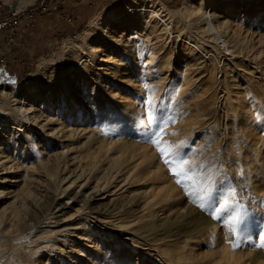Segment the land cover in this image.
I'll return each mask as SVG.
<instances>
[{"label": "bare ground", "instance_id": "1", "mask_svg": "<svg viewBox=\"0 0 264 264\" xmlns=\"http://www.w3.org/2000/svg\"><path fill=\"white\" fill-rule=\"evenodd\" d=\"M4 1L11 3V0ZM35 1L17 0L16 10L24 9ZM262 1L185 0L182 9L164 10L163 4L159 2L162 6L159 7L153 0H120L104 8L76 37L66 38L60 51L39 62L23 83L26 90L22 94V84H9L2 88L0 230L8 229L11 236L5 238L0 235V256L3 257L0 264L201 263L198 262L195 245L198 239L208 234V224L204 221L189 222L181 208L173 203L177 201L178 193L169 187L162 188L167 183L158 174L163 166L162 157L147 142L146 135V131L160 123V117L167 118L168 115L174 122L166 129L189 126L176 112L173 113L172 107L167 106L169 110L166 111L164 101L168 97L167 102L172 105L174 98L184 93V78L192 85L195 80L189 76L199 66L198 61L178 64L181 83L173 86L170 92L157 87L159 83L149 87V81L144 82V87L141 82L172 68L173 50L160 54L161 57L156 54L161 49L170 48V41H166L168 44L164 42L165 45L161 43L159 47L151 45L155 39L167 40L166 35L180 38L177 42L183 38L179 34L172 35L170 16L183 19L199 11L198 17L206 21L208 27H213V21L218 29L227 26L228 21L237 18L241 11L245 16L254 12L255 17L264 20V10L258 12L264 4ZM247 8L252 9L247 11ZM219 14H223L222 18ZM259 41L264 43V36ZM228 43L223 39L222 43L212 45L210 50H204L198 40L189 39L181 50L174 53L179 59H185L194 52L212 53L213 57L214 49L228 47ZM227 51L229 49L221 51L219 59L227 56ZM211 64L217 65L213 58ZM221 69L230 70L225 63ZM48 74L51 76L46 77L49 80L42 86H33ZM224 86L225 94L230 98V89ZM186 87L185 93H189L188 84ZM153 97L157 112L155 121L149 125L146 106ZM245 97L226 101L233 109L231 125H235V135L251 137L255 135V129L243 125V120H240L243 114L251 112L250 109L244 111V104L240 106ZM44 110L50 116L43 118ZM183 129L186 130L185 127ZM174 133L184 135L180 128H176ZM165 136H162V141L174 143L175 140H165ZM43 141L45 146L51 147V142L56 141L59 148H66L60 156L64 164L68 158L67 163L63 168L58 164L52 172L56 174L55 182L57 178L61 180L60 172H65L63 182L59 184L64 196L60 197L57 191L56 194L47 192L54 206L30 213L28 210L26 214L23 211L26 216L22 218L21 208L28 206L30 209L29 206L33 205V199L26 190L34 181L27 172H32L34 167L44 170V165L58 161L57 156L45 154ZM55 149L52 146V150ZM242 158L241 162L253 159L246 152ZM68 164L74 167L73 171L77 170V174L70 170L66 172ZM132 182L143 185L128 187V195L118 194ZM20 200H23L22 205H18ZM159 214L165 216L159 218ZM10 215L12 223L22 225L20 228L15 226L16 229L11 230L13 225L9 226L6 220ZM40 235L47 236L43 244L29 239ZM139 244L149 248L143 252L132 248ZM6 246L13 251L4 257ZM45 253L54 254V257L59 255L60 260L50 256L49 263H46L42 261ZM133 253L137 255V262L131 257Z\"/></svg>", "mask_w": 264, "mask_h": 264}, {"label": "rangeland", "instance_id": "2", "mask_svg": "<svg viewBox=\"0 0 264 264\" xmlns=\"http://www.w3.org/2000/svg\"><path fill=\"white\" fill-rule=\"evenodd\" d=\"M184 1L153 0L159 7H162L161 4H163L166 8L164 10L182 9ZM117 2H120V0H74L69 4L66 2L64 7V9L70 7L69 13L66 9L65 11L74 18V24H70L56 16L39 21L35 33L26 39L25 51L18 47L10 56L13 59L15 54L19 53L23 58L22 62L11 65L12 74H16L18 77L15 76V79L13 77L7 78L5 82L10 85L22 84L20 87V93L22 94L23 90H26L23 83L28 78L29 73L35 71L39 62L50 58L54 52L60 51L66 38L76 37L84 30L91 19L95 18L104 8ZM262 2L264 3V0ZM16 4L17 0H11L10 6L14 10L17 8ZM251 9L247 8V11H251ZM263 10L264 4L260 6L258 12ZM198 14L199 11L183 19L170 16L172 35L179 34L183 38L177 42L180 38L164 35L167 40L159 41L155 39L151 45L159 47L161 43L168 44L170 41L171 49L164 48V50L161 49L162 52L157 51L156 54L160 56V54H167V51L173 50L172 57L170 56L172 58V68L165 69L163 73H156L153 77L143 80L141 84L149 81L147 85L150 87L159 83L160 85L157 87L163 88L162 91L164 92H170L173 90V86L181 83L179 70L181 67L178 64H185L187 61H192V64L194 61H198L199 66L195 67V72H191L189 76V79L193 78V81L195 80L192 85L184 78L185 85L182 86L184 93L176 98L171 97L174 98L172 105L167 102L168 97L164 101L166 111L169 110L167 106L172 107L174 109L173 113L176 112L181 117V121L189 126L168 127L166 129L168 134L164 139L175 140L173 144H180L181 141L186 142L179 151L181 156L189 161V167L193 171L189 173V177H182L181 179H185L190 190L194 192H199L200 184L211 187L210 196H205L202 192L199 193V195L205 196V203L208 207L201 210L197 206L199 201L193 202L194 196L187 195L183 188L176 183V178L170 174L163 158V166L158 174L167 182L162 185V188L169 187L174 193H178L175 199L177 201L173 203L181 208L187 220L193 223L204 221L208 224V234H205L202 239H198L195 245V252L198 262L201 261L200 264H264V43L259 41L260 37L264 36V20L262 17H255L254 12H251L249 16H245L244 12L241 11L237 17L238 19L229 20L227 26L217 29L213 21L211 23L213 27H208V23L202 21ZM222 16L223 14H219V18H222ZM218 23H222V21H218ZM189 39L192 41L198 40L204 50H210L212 45L222 43L223 39L229 43L228 47L218 46L214 49L213 57H211L212 53L205 55L194 52L189 56H185V59H179L174 51L181 50L183 43ZM227 49H229L227 56L222 55L226 58L219 59L221 51ZM212 58L217 65L211 64ZM224 63L227 64V68H230V70L221 69V65ZM203 64H205V68ZM50 76L51 74H48L40 82H34L33 86H36V84L42 86L49 80L46 77ZM187 84L189 93H185ZM224 84L230 89V98L225 94ZM143 86L145 87V85ZM27 95H30L29 91H27ZM238 96H246L240 106L242 107L244 104V111L250 109L251 112L243 114L240 120H243V125L255 129L254 136L235 135V125H231V115H234L233 109H230L231 104L226 100ZM161 99L159 98V100ZM43 112V118L47 115L50 116L47 110ZM176 128H180L184 135H171ZM260 137H262L261 145L258 144ZM43 142L44 146L42 148L45 154L51 157L57 156L58 161L44 165V170L34 167L32 172H27L28 176L34 181L32 186H28L26 190L27 194L33 199V205L29 206L30 209H27L28 206L25 207L26 209L21 208L22 214L24 212L26 214L28 210L30 213L31 211H39L40 208L47 209L54 206L55 203L48 193L53 194L54 192L56 194L57 191L60 197L63 198L64 196L61 193L59 184L63 182V175L66 174L60 172L61 180L58 181L57 178L55 182L56 174L52 172L58 164L63 168L67 163L68 158L64 164V159L60 156V153L66 148L61 146L59 148L56 141L51 142V147L45 146L46 142ZM52 146L56 149L52 150ZM243 152L249 154L253 159L241 162ZM260 154L262 156L259 157ZM73 169L74 167L68 164L66 172L73 171ZM0 173H3L1 168ZM48 173L49 175L46 177ZM73 174H77V170H74ZM194 183L195 188L193 187ZM142 185L139 182H132L130 185H126L124 190H121L118 194L128 195V187L139 188ZM3 196L5 198L6 195ZM22 202L23 200H20L18 205H22ZM83 209L90 211L87 208ZM237 210L242 213L245 222L239 229L238 234L232 236L227 221L236 214ZM25 214L22 218L26 216ZM164 216L160 215L159 218ZM213 217L217 218L214 219ZM6 220H8L9 226L13 225L11 230L22 226L12 223L13 218L11 215ZM0 235L9 238L11 233L8 232V229H3L0 230ZM29 239L34 240L37 244H43L47 236L40 235ZM229 241H234L239 246L233 249ZM26 245L30 244L26 243ZM132 248H138L136 251L143 252L146 251L143 249L149 247H142V244H139L138 247L132 246ZM12 251L13 249L10 246H6L3 249V256L11 255ZM150 254L153 255V252H150ZM40 256L37 257V260ZM50 256L52 259L60 260L59 255L54 257V254L48 255L45 253L42 256V261L49 263ZM131 257H134L135 262H137L136 253H133ZM2 259L3 257L0 256V261ZM14 264L19 263L15 262Z\"/></svg>", "mask_w": 264, "mask_h": 264}, {"label": "built area", "instance_id": "3", "mask_svg": "<svg viewBox=\"0 0 264 264\" xmlns=\"http://www.w3.org/2000/svg\"><path fill=\"white\" fill-rule=\"evenodd\" d=\"M67 0H36L33 5L20 10H14L4 0H0V76L11 72V65L22 62L21 55L10 56L18 47L26 49L27 38L35 33L40 23L46 18L56 16L70 24L74 18L65 11ZM9 83H0V91Z\"/></svg>", "mask_w": 264, "mask_h": 264}, {"label": "snow or ice", "instance_id": "4", "mask_svg": "<svg viewBox=\"0 0 264 264\" xmlns=\"http://www.w3.org/2000/svg\"><path fill=\"white\" fill-rule=\"evenodd\" d=\"M14 82V81H13ZM147 119L149 125H151L156 119V105L154 103V97L150 99L147 103ZM174 119L171 115H168L167 118L160 117V123L154 129L150 131H146V135L148 136L147 142L151 143L157 151L160 153L163 158V162L169 168L170 174L176 178V183L180 185L185 193L190 196H194V203H197V206L201 210H205L208 205L205 203V196L211 195V187L205 186L204 184H200L199 192H194L190 190L188 183L185 179H181L182 177H189V173L193 170L189 167V161L181 156L179 149L186 143L181 141L180 144H170L166 141H162V136L168 134L165 132L166 127L173 123ZM171 135H176V133H171ZM203 167V166H201ZM195 188V183L193 184ZM202 192L205 196L199 195ZM214 219L217 217H213ZM244 218L242 213L237 210L236 214L231 216V218L227 221L230 235L236 236L238 234L239 229L244 223ZM231 247L236 249L239 245L234 241H229Z\"/></svg>", "mask_w": 264, "mask_h": 264}, {"label": "crops", "instance_id": "5", "mask_svg": "<svg viewBox=\"0 0 264 264\" xmlns=\"http://www.w3.org/2000/svg\"><path fill=\"white\" fill-rule=\"evenodd\" d=\"M74 0H67V4H69V3H71V2H73ZM67 11H68V13L70 12V7L69 8H65ZM70 30V29H69ZM18 77V75H16V74H12V72H9V73H2L1 74V76H0V83H2V82H5V80L7 79V78H11V77H13L14 79L16 78V77ZM9 81V80H8Z\"/></svg>", "mask_w": 264, "mask_h": 264}]
</instances>
